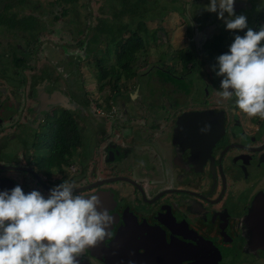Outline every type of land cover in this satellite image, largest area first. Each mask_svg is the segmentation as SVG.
Returning <instances> with one entry per match:
<instances>
[{"label": "flooded vegetation", "instance_id": "1", "mask_svg": "<svg viewBox=\"0 0 264 264\" xmlns=\"http://www.w3.org/2000/svg\"><path fill=\"white\" fill-rule=\"evenodd\" d=\"M23 1L0 0V35L6 39L0 55L9 56L10 68L15 57L22 67L31 68L19 70L17 87L0 78V96H6L0 106L6 103L15 112L11 116L0 108V140L12 138L20 125L34 134L45 126L49 160L56 161L58 172L52 176L39 171L30 153L8 162L0 158V192L20 186L25 194L38 190L47 198L67 180L77 192L99 195L102 207L114 217L112 235L81 257L82 264H252L249 260L256 253L264 259V119L248 117L233 101L216 95L222 77L213 70L216 60L212 65L204 55L212 48L217 57L227 53L235 35L243 36L247 29L227 32L218 14L205 10L210 0H176L189 39L173 49L195 58L148 61L149 71L139 76L150 73L144 78L157 107L145 108L140 117L115 105L116 99L132 92V104L143 98L139 91L147 97L137 75L110 106L108 81L103 83L105 98L85 101L72 97L68 83L66 93L54 87L42 66L37 77L27 76L36 64L45 63L37 56L47 12L42 0H36L35 11L26 7L34 0ZM183 2L190 5L188 15ZM15 3L20 6L15 8ZM234 12L248 16L253 31L264 27V0H235ZM28 15L37 18V30L13 28L14 20ZM50 18L49 25L60 24L53 21L55 14ZM197 69L204 79L195 90L188 74ZM1 74L5 77V71ZM3 84L8 89L1 92ZM157 97L163 99L158 105ZM190 98H196V104L185 108L172 109L167 102ZM40 111L47 115L37 121ZM62 123H69L68 131L61 134L63 139H54L52 131ZM36 137L33 149L38 147ZM137 138L147 144L140 146ZM87 146L95 148L97 157L87 154ZM261 228L258 240L254 235Z\"/></svg>", "mask_w": 264, "mask_h": 264}, {"label": "clouds", "instance_id": "2", "mask_svg": "<svg viewBox=\"0 0 264 264\" xmlns=\"http://www.w3.org/2000/svg\"><path fill=\"white\" fill-rule=\"evenodd\" d=\"M234 4L210 0L205 9L217 13L229 32L247 29L216 58L213 70L222 77L216 95L233 101L248 117L264 119V27L258 32L249 28L247 17L235 14ZM113 223L99 195L77 192L67 180L47 198L38 190L25 194L20 186L2 191L0 264H79L90 249L111 238Z\"/></svg>", "mask_w": 264, "mask_h": 264}, {"label": "rangeland", "instance_id": "3", "mask_svg": "<svg viewBox=\"0 0 264 264\" xmlns=\"http://www.w3.org/2000/svg\"><path fill=\"white\" fill-rule=\"evenodd\" d=\"M28 1V0H27ZM27 1H23L22 3H26ZM47 1L48 0H42V7H45V11L47 12L48 6H47ZM89 2L88 7L91 9V13L93 18L98 16L97 9L99 7L104 8V12H106V7L109 9L107 13L109 14L110 8H118L117 5L120 2V0H87ZM130 1V0H129ZM134 1V0H131ZM152 4H150V8L147 9L145 12H151L150 17H155L157 18H162L161 19V26L164 28L162 29V35L164 33L166 34V31L169 32V42L170 46L173 48H177L178 46L185 44L186 41L189 39L187 32H185V23H183L182 18L179 17V15L176 13L177 11H172L169 12L171 9L172 5V0H149ZM178 1V0H177ZM176 3V2H175ZM183 10L188 15L187 13L190 12V5L188 2H183ZM112 4V5H111ZM103 5H106L103 6ZM158 5H160L163 9L159 10ZM20 6V3H15L14 7L17 8ZM28 9L31 11H35L38 8V3L36 0L30 1L29 4L26 6ZM44 9V8H43ZM31 11L26 10V13ZM140 7L136 10L135 14H138L140 12ZM178 11H180V6H178ZM38 12V10H37ZM39 14V13H38ZM54 16H52L53 18ZM248 17V16H246ZM73 17L67 16L63 19H61L60 24H55V25H49V22L51 21V18L49 15L46 16L45 21V36L41 38L42 42L40 44V53L38 54V58L40 60L45 59V63L41 65L36 64V66L33 68V70L29 71L30 73H27V76L31 77H37L38 76V71L40 70L42 66L43 72H46V76L48 77V80L53 81V86L59 88L62 90L64 93L66 91H70L75 93H71L72 97L75 98H81L84 97L85 101L91 99V101H96V98L100 97V99L105 98V92L102 83L100 82L101 78L98 76L96 73L95 69V62H94V56H99L103 60V64L105 66H109V64L113 65L115 63V53L114 49L112 48L109 43H99L96 42V44L91 45V50L93 51L92 54H90L88 59L86 60H81L80 62L77 60V56L81 55L82 57L84 56V52L81 48H79L76 43L73 45L72 43L76 42L78 39V35L76 34V31L74 30V26L69 23V19H72ZM34 27L37 25L36 21H32ZM125 23H130L126 19L123 20ZM29 23V22H25ZM21 24L20 22H16L14 20L13 23V28L17 29ZM31 24V25H32ZM145 28H143V31H146L150 28H153L155 25L154 24H145ZM250 27V26H249ZM226 28V26H225ZM37 30V27L35 28ZM228 32V31H227ZM163 40H166L163 39ZM6 39H4L3 35H0V45L3 46L5 43ZM207 44H210L209 42ZM73 45V46H72ZM156 46L153 47V49L156 50L154 52L153 50L149 51V61L155 60L158 56L160 59H170V56L167 54L169 53L168 48L166 47L165 43H160ZM185 53L184 51H182ZM72 53V55H71ZM4 54V53H3ZM1 54V65H3V70L0 69V78H5L6 79V84H10L11 86H18V83L21 81L20 78L22 76V73L19 70H16L15 67H8L7 64L10 61L9 56H3ZM68 55H71V59L67 60ZM205 59L209 62H212L211 64L213 65L214 60H216L218 52L212 49H206L204 52ZM103 57V58H102ZM143 56L140 60H143ZM13 60V59H12ZM143 66H140V62H137L135 64V73L137 74V79L138 84H141L142 86L145 87V90H147V97L146 93L144 90L139 91L141 92V95L143 96L142 99L138 100L136 104H132L136 100V93L132 92L133 94L121 96L120 99H116L115 105L118 108H122L127 110L128 113L134 112L136 115L142 114L145 110V108H152V107H157L154 105V100L155 98H152L151 95V85L149 81L145 80L144 77H147L150 75V73H146L144 76H139L141 73H144L145 71H149V67L143 69ZM5 71V77L2 76L1 72ZM17 73V75H15ZM11 75V76H9ZM190 77V81H193V88L197 90L199 88L200 82L203 81L204 75L203 73L200 72V70H195L191 73L188 74ZM122 77V83L124 81H130L131 78L126 80L123 75ZM199 81V82H198ZM64 83H68L69 89L67 84L65 85ZM8 85L3 84V89H1V92H4V89H8ZM2 86V85H1ZM67 86V90L65 87ZM202 86V85H201ZM107 90V89H106ZM99 95V96H98ZM139 95V96H141ZM117 97V96H115ZM6 98L5 95L0 96V100ZM158 100H160L157 97ZM163 100V99H162ZM157 102V105L162 102ZM168 105L171 106L172 109L174 108H185L189 106H194L196 104V98H190V99H184L182 102L177 103L176 101L168 100ZM32 105V104H31ZM93 104L91 105V107ZM0 108H4V110L8 111L10 114L13 113L14 116V108H11L10 106H7L6 103H4V107L0 106ZM141 111H137V110ZM2 112V111H0ZM36 115V114H35ZM46 114V111H40L37 113V116L35 117L37 121L44 117ZM54 115V113H53ZM34 117V116H33ZM7 122H9L10 127L15 126V122H10L8 118ZM53 123V122H52ZM49 127V126H48ZM46 127L42 126L39 131H36L37 134H34V131H31L30 129L28 130V127L20 125L19 127H15V131L13 133L12 138H8L6 140V137H2L0 140V158L1 160L4 161H11L14 158L20 156V158H23V154L30 153V155L33 157L34 163L38 164V170L41 171L42 173L48 172L52 173L51 175L53 176L55 173H57V168H56V161L54 159L49 160V158H52L50 154L51 147L48 146V136H46ZM44 133V134H43ZM37 136V137H36ZM38 141V147L33 149L32 146V140ZM3 139V140H2ZM17 141V144H16ZM136 142L140 146H144L145 143L143 138H137ZM37 144V143H36ZM90 146V145H88ZM86 149L87 154L90 155H95V148L93 146L88 147ZM32 149V151H31ZM27 157V156H26ZM97 157V155H95ZM24 159H28L25 158ZM46 163L49 164V168L46 167ZM146 164V163H144ZM250 263L252 264H264V259L262 257V253H256L253 254L250 258ZM226 264H232L230 262H226Z\"/></svg>", "mask_w": 264, "mask_h": 264}, {"label": "trees", "instance_id": "4", "mask_svg": "<svg viewBox=\"0 0 264 264\" xmlns=\"http://www.w3.org/2000/svg\"><path fill=\"white\" fill-rule=\"evenodd\" d=\"M175 1L176 0H172L169 12L178 11V6H180V4L178 2L175 3ZM88 4L89 2L87 0H48L47 6L49 8L47 10V15L50 16L55 14L53 20L55 22L70 15L73 17L69 19V23L74 26L78 39L72 44L74 45L76 43L84 52L83 57L81 55L76 57L79 62L90 57L89 55L93 52L91 50V45L96 44V42L109 43V45L112 46L115 53V63L113 65L109 64L107 67L103 64L101 57H93L96 73L101 78L100 82L102 85L107 81L110 83L109 89L111 94L106 98L108 106H110L109 103L115 99V96L121 93L123 87H125L124 90L127 92L126 84L128 81L122 83L121 75H123L126 80L136 76L135 64H137V62H140V66L144 67H142L143 69L147 68L149 66V51L153 50L156 52V50L153 49L154 46L157 48L158 44L165 43L169 51L167 54L172 60L177 59L182 61L195 58L190 53H183L182 50H174L170 46L169 32L166 31V34L164 33V35H162V29L164 28L160 23L162 18H152L150 17L152 14L151 12H145L150 8L149 5L152 4L149 0H120L117 5L118 8H110L109 14L107 13L109 9L106 5H103L106 7L107 11L104 12V8L99 7L97 9L98 16L95 18H93ZM139 7L141 11L135 14ZM158 8L159 10L163 9L160 5H158ZM124 19L130 23L123 22ZM33 20L36 21V23L38 22L37 18L32 15L17 20L21 24L18 25L19 27L16 30L25 28L29 32L34 31L37 25L34 27ZM26 21L29 23H25ZM145 24H154L155 26L143 31V28L146 26ZM165 38L166 40H163ZM31 45H33V42ZM142 56L144 58L140 60ZM156 59L158 62L162 61L159 56ZM13 67H15L16 70H23L25 68L31 69L30 66L27 65L22 67L21 59H17L16 57L13 60ZM159 75L165 76L162 72H159ZM68 125L69 123H62L56 126L52 131L53 138L63 139L64 137H61V134L65 135L68 131Z\"/></svg>", "mask_w": 264, "mask_h": 264}, {"label": "water", "instance_id": "5", "mask_svg": "<svg viewBox=\"0 0 264 264\" xmlns=\"http://www.w3.org/2000/svg\"><path fill=\"white\" fill-rule=\"evenodd\" d=\"M254 237H255V238H258V240H259V239H262V237H263V229H262V228L259 229V230L256 232V234L254 235ZM79 264H82V263L79 262Z\"/></svg>", "mask_w": 264, "mask_h": 264}]
</instances>
